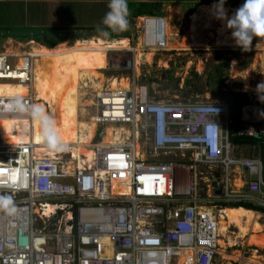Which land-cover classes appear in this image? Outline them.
<instances>
[{
    "label": "built area",
    "instance_id": "2783aa9c",
    "mask_svg": "<svg viewBox=\"0 0 264 264\" xmlns=\"http://www.w3.org/2000/svg\"><path fill=\"white\" fill-rule=\"evenodd\" d=\"M166 24L137 18L129 56L109 55L117 79L131 72L132 87L100 91L92 165L61 153L38 158L33 144L4 143L0 127V195L16 208L0 211V264H218L221 214L206 208L264 207V156H245L232 141L254 136L264 148L259 99L235 124L228 103L174 102L137 85L138 47L143 55L167 53ZM16 57L0 54V79L29 91L0 98V121L32 115L35 57L20 55V65ZM111 124L125 131L104 143Z\"/></svg>",
    "mask_w": 264,
    "mask_h": 264
},
{
    "label": "rangeland",
    "instance_id": "374dc122",
    "mask_svg": "<svg viewBox=\"0 0 264 264\" xmlns=\"http://www.w3.org/2000/svg\"><path fill=\"white\" fill-rule=\"evenodd\" d=\"M24 1L26 7H24V2L22 0H3L0 2V54L12 56L15 54H23V56L31 55V57H35L34 63L42 62L44 56L42 57V54L38 53L35 48L40 45L48 47L46 44L50 42V39H42L44 43L41 44L37 41L29 42V37L27 36L32 33L34 35H40L43 28H46V33L48 32L50 24L43 23V14L49 16V18L46 19V22H49L53 13L56 14V10L54 11L56 6L54 9H52L53 5H50V7H47V5L44 6L43 4L48 3L45 0L42 2H35V4L28 3L30 0ZM134 1L135 0H128V2ZM177 1L179 0H174L173 2L169 1L170 3L168 2L166 5L168 6L170 4V7H163V10L165 8L164 11L168 9L166 11L167 17L173 15V31L178 36L175 39L179 42H182L184 39L189 41V39L194 36V43L196 46L189 49L179 47L178 49L171 50L167 53H158L155 56H152L150 62H146L148 54L146 53V58L143 57L141 61L143 64H141V67L136 70V77L139 80L137 85L147 87L151 96L156 95V97L161 99L174 102L192 103L224 102L230 105L232 111L234 109L232 106V93H253L254 95L264 93V89L257 90V85L264 82V49L260 47V44L264 45V39H256L252 44V49L248 52H243L240 48L232 47L230 45L219 46L218 40H220V34L217 30L220 23L218 20L212 23L210 27H207L206 23L200 21L196 24L195 32L192 33L193 21L191 20V16L196 13L201 4H208L211 0H188L190 2ZM214 2L217 3L219 0ZM227 2L228 0H226L224 6H229ZM77 3L78 5L74 4L77 7L76 10L71 14V18H73L72 25L79 27L86 23L90 24L91 21H88L89 19L87 16H85L84 19V14H88L86 11H89L92 1L77 0ZM100 11H105V6L102 10H98V12ZM172 11L174 12L171 13ZM34 16L40 18L38 26L30 25ZM133 22L135 23L136 21ZM7 33L13 34L18 38H6L5 36ZM73 34L74 35H71L67 42L62 43L69 45L72 49L71 54L65 56L63 62L74 53H78L80 60L84 58L83 56L91 58L92 61H89L88 59L83 60H88L93 65L95 64L97 69L105 76L104 84L102 83V89L98 90L89 86L86 92L87 94L84 97L85 111L83 117L87 121H93V117L97 113V102L100 91H103L106 88L116 90L112 89L113 85L111 80L118 73L106 64V66L102 64L101 61L104 56H111V52L122 51L127 47L114 45L110 48L90 51L89 49H85L83 46L80 47L78 45L83 40H89L90 38H103L106 41L107 39L100 36H93L87 39L88 32L86 31L74 32ZM116 36H120V34H117ZM38 37L42 38L40 36ZM78 37H83L84 39H78ZM136 42L137 41H135V43ZM171 42L173 43L174 40H171ZM133 46L134 45L132 44L131 47ZM121 56L123 57V55ZM121 56L119 58H121ZM76 65L73 67L72 71V90L70 92V98L61 96L60 101H55V95L57 94V92L55 94V90L49 97L38 100L41 109L45 103L50 102L62 107L64 111V119L72 116L74 69ZM127 72L128 71H124L122 78L130 77V75H127ZM128 84L129 87H132L130 82H128ZM34 88L37 90L38 86H35ZM120 88L123 89V87L117 89ZM69 99H71V113L69 112L66 103ZM49 109L45 110V112L52 110L51 108ZM57 111L59 112L58 114H60L59 109H57ZM60 118L63 119L62 117ZM95 142H97V140ZM239 153H244L245 155H261L262 151L261 149H256L254 147H249V150L246 147H239ZM62 155L70 156L66 153ZM82 159H84V157H82ZM219 214L220 213L218 212V216ZM259 214L264 223V215L261 213ZM240 236L239 229L232 226L226 233L225 237H221L222 244L219 249L218 264H264V249L250 246L248 238L242 239Z\"/></svg>",
    "mask_w": 264,
    "mask_h": 264
},
{
    "label": "bare ground",
    "instance_id": "6f19581e",
    "mask_svg": "<svg viewBox=\"0 0 264 264\" xmlns=\"http://www.w3.org/2000/svg\"><path fill=\"white\" fill-rule=\"evenodd\" d=\"M214 4L216 3L200 5L196 13L191 16V20L193 21L192 33L195 32L196 24L200 21L206 23L207 27H210L212 23L216 22L217 19H215L212 14V6ZM224 7L229 16L237 9V7ZM173 12L174 11L171 13ZM172 16L173 15L169 16V20L166 24L168 42L170 40L168 43V51L178 49L179 47L187 49L195 47L194 36H192L189 41L184 39L182 42H179L175 39L178 36L173 31ZM218 21L220 23L217 30L220 34V40H218L219 46L230 45L235 47L234 41L231 39V30L226 28V22ZM256 39L258 38H255L253 42ZM171 40H174V42L172 43ZM116 41H118V43L114 42L111 44L110 41H106L103 38H90L89 40H83L78 46H83V48L89 49L90 51H98L110 48L114 45L123 47L129 45L128 39ZM143 42L142 40V43ZM260 47L264 49V45L260 44ZM35 50L41 53L44 59L42 62H35L32 68V74L34 76L32 84V89L34 90L32 115L29 118L9 116L0 121L4 143L17 146L22 144H33L35 156L38 158L45 156L57 157L59 153H66L74 159H77L79 166H85V164L92 165L95 157L93 141L97 125L95 120L87 121L83 117L85 111L84 97L87 94L86 92L89 86L101 90L105 76L97 69L95 64L93 65L88 60L80 61L74 69L73 114L70 118L61 119L58 111L54 108L49 112L43 111L38 104V100L49 97L56 90L58 81L60 80L64 58L71 54L72 49L67 44H61L54 49L40 45L35 48ZM152 53L153 52L147 54L146 62H150L152 56H154ZM15 55L17 57L12 58V62L20 65L19 62L23 59L19 54ZM125 56H128L127 53ZM106 57L107 56L103 57L101 63L109 67L110 65L107 61L108 57ZM111 57L113 56L111 55ZM143 57L144 55L140 47H138V51L135 55L136 70L140 68ZM97 64L99 65L98 62ZM111 81L113 85L112 89L117 90L119 87H123V89L129 88V81L127 78H114ZM35 86H38L37 90H35ZM28 91V87L18 82L17 79H0V98L24 97L27 95ZM122 131H125V126L111 124L103 142L116 143L120 139L119 137ZM82 157H84V159H82ZM123 191L127 192L125 190ZM115 192L118 191L116 190ZM54 210L55 208L53 206H49L46 210V214L49 215ZM205 211L213 215L218 213L215 208H206ZM220 214L221 237H225L229 229L235 226L240 231V238H248L250 246L264 249V223L262 222L260 214L243 207L223 208ZM221 244L222 240L220 239V245Z\"/></svg>",
    "mask_w": 264,
    "mask_h": 264
},
{
    "label": "trees",
    "instance_id": "16d2710c",
    "mask_svg": "<svg viewBox=\"0 0 264 264\" xmlns=\"http://www.w3.org/2000/svg\"><path fill=\"white\" fill-rule=\"evenodd\" d=\"M212 3H216V2H212ZM244 3V0H228L227 4L231 7H239ZM209 4V3H208ZM211 4V3H210ZM203 5V4H201ZM128 7L130 10L131 15L129 16L132 18H137L140 16H152V17H156L158 15H160L162 13V8L163 5L162 3H150V2H128ZM108 11V9H107ZM106 11V12H107ZM94 19V16H93ZM92 19V20H93ZM91 20V22H92ZM95 23L93 24L94 26L91 25H87L89 23H87L86 25L83 24V26H79V27H75L74 25L70 24L69 26L66 25H58V27L56 28H50L48 29V32H45V29L41 30L40 35H34L29 34L28 40L29 41H37L38 43H44V41L42 39H50V42L48 44H46L49 48L53 49L55 46H58L59 44H62L64 42H66L71 35H74V32H88V33H92L94 31H98L97 29V25H100L101 28H103L104 26L101 25V21L100 18H96L94 19ZM125 32V31H124ZM116 33H122V32H111V34L109 36H107L108 38L112 39V38H117L115 37L114 34ZM96 36H101L99 31L98 33L94 34ZM38 36L42 37L39 38ZM123 37H127V33H125L124 35H122ZM5 37H16L13 34L7 33V35ZM83 38V37H78V39ZM89 38V36H88ZM87 38V39H88ZM106 38V37H105ZM16 39V38H14ZM81 55V54H80ZM82 56V55H81ZM83 59H88L89 61H92L91 58L85 57L83 56ZM81 60L79 59V54L78 53H74L73 55H71L70 57H68L65 62L64 65L62 67V72H61V77L58 83V87L55 91V94L57 92V94L55 95V101H60L61 96L63 97H68L70 98V92L72 90V71H73V67L79 63ZM60 95V96H58ZM62 97V98H63ZM232 102H233V111H232V116L234 119L235 124H240L242 123V112L243 109L250 107L253 104V101L255 98H259V105L264 106V93H261L259 95H254L253 93H232ZM67 105H68V110L71 113V99L66 101ZM42 110L45 111L49 108H54V109H59L60 111V117H64L63 116V109L60 106H57L56 104L53 103H45L42 106ZM64 119V118H63ZM232 141L236 144V145H250V146H254V147H260L262 146V142L259 138L254 137V136H233L232 137ZM243 207L245 209L248 210H253L255 212L261 213L264 215V207H260V206H255L251 203H237V204H224V208H240Z\"/></svg>",
    "mask_w": 264,
    "mask_h": 264
},
{
    "label": "clouds",
    "instance_id": "9594fccd",
    "mask_svg": "<svg viewBox=\"0 0 264 264\" xmlns=\"http://www.w3.org/2000/svg\"><path fill=\"white\" fill-rule=\"evenodd\" d=\"M226 0H219L212 6L215 19L226 22V28L231 30V39L235 47L243 52L252 49L255 38L264 39V0H244L235 12L229 16L224 5ZM108 11L105 13L97 29L101 36L107 37L111 32H124L130 27L131 15L128 0H108ZM264 89V82L257 85V90ZM0 211L12 214L16 212L13 199L9 195H0Z\"/></svg>",
    "mask_w": 264,
    "mask_h": 264
},
{
    "label": "crops",
    "instance_id": "0c3cea01",
    "mask_svg": "<svg viewBox=\"0 0 264 264\" xmlns=\"http://www.w3.org/2000/svg\"><path fill=\"white\" fill-rule=\"evenodd\" d=\"M3 0H0V2H2ZM23 2H24V7H26V5H25V1L24 0H22ZM42 2L43 0H30V1H28V3L30 2V3H34L35 4V2ZM45 1H47L48 3H45V4H43L44 6L45 5H47V7L49 6L50 7V5H53L52 6V9H54V7H55V9H54V11L56 10V14L55 13H53V16H51V18H50V20H49V22H46V19L47 18H49V16L47 15V14H43V23H49L50 24V26H49V29L50 28H56V27H58V25H66V26H69L70 24H73V18H71V14L76 10V5H78V3H77V0H45ZM92 1V3H91V6H90V8H89V11H86L88 14H84V19H85V16H87V18L89 19L88 21H91L92 19H93V16H94V19H96V18H100V21L102 20V18L104 17V15H105V13H106V11H107V3H108V0H91ZM136 2H150V3H162V5H163V7H170L169 5L167 6L166 4L170 1V2H173L174 0H135ZM190 1H192V0H190ZM190 1H177V2H190ZM214 1H218V0H211V2H209V3H212V2H214ZM97 2V3H96ZM169 2V3H170ZM74 4H76V5H74ZM94 5V6H93ZM200 5V4H199ZM198 5V6H199ZM204 5V4H203ZM104 6H105V11H100V12H98V10H102L103 8H104ZM198 6H197V8H198ZM164 10H165V8H164ZM163 10V8H162V13L160 14V15H158V16H156V17H164V18H166V20L168 21L169 20V17H167L166 16V11L168 10H166V11H164ZM39 11H41V10H39ZM140 17H146V16H140ZM132 17H130L129 18V21H130V27H129V29L127 30V31H125V32H122V33H116V34H114L115 35V37H118V38H112V39H110V38H108V37H106L105 39H107L108 41H110V43L111 44H113L114 42H117L118 43V41H116V40H120V39H128L129 40V45L127 46V48L126 49H124V50H122V51H113V52H111V53H113L112 55L115 57V59H119V57H120V55L121 54H123V57H126V56H124V54H126L127 53V55L129 56V54H128V50L129 49H131V46H132V44L134 45L135 44V41H138V39H137V37L134 39V36H133V32H134V22L133 21H136V19L137 18H139V17H137V18H132ZM92 20V22L90 23V24H87V25H91V26H94L93 24L95 23V20ZM53 20H54V23H53ZM133 20V21H132ZM39 21H40V18L39 17H36V16H34L33 17V19H32V22H31V24L30 25H33V26H38V23H39ZM85 24V25H86ZM80 26H83V25H80ZM43 29H46V28H43ZM96 33H98V31H94V32H92V33H88L87 35L89 36V38L90 37H93V36H96V35H94V34H96ZM125 33H127V37H123L122 35H124ZM117 34H120V36H116ZM88 36L86 37V38H88ZM100 37H103V36H100ZM6 38H11V39H14V38H18V37H6ZM26 38V37H25ZM85 38V39H86ZM88 38V39H89ZM84 38H82V40H83ZM143 40V39H142ZM32 41H34V40H32ZM30 42V41H29ZM67 42V41H66ZM169 42H170V40H169ZM168 42V43H169ZM140 44H141V41H140ZM61 45V44H60ZM126 52V53H125ZM169 52V51H168ZM150 53V52H149ZM117 56H116V55ZM153 54H154V56L157 54V53H154L153 52ZM146 55V54H145ZM144 55V58H146V56ZM119 56V57H118ZM127 56V57H128ZM122 57V58H123ZM113 58V57H112ZM134 58H135V56H134ZM82 61V60H81ZM64 63V62H63ZM141 64H143V63H141ZM63 67V66H62ZM141 67V66H140ZM119 74V73H118ZM118 74H116V76H114V78L116 77L117 78V76H118ZM122 74H124V73H122ZM122 74H120L119 75V77H121V76H123ZM127 75H129V74H127ZM61 77V76H60ZM112 78V77H111ZM114 78H112V79H114ZM118 79H120V78H118ZM130 82V81H129ZM257 99H259L258 97H257ZM261 106V105H260ZM261 108H263L264 109V106H261ZM57 110V109H56ZM59 113V112H58ZM239 147H242V148H248V150H249V147L250 148H253L254 146H250V145H242V146H240L239 145ZM254 148H256L257 149V147H254ZM258 149H261V151H262V154L261 155H263L264 156V152H263V150H264V148H263V144H262V146H260V147H258ZM243 155H245L244 153H243ZM245 156H260V155H255V154H250V155H245ZM257 213V212H256ZM259 214V213H258Z\"/></svg>",
    "mask_w": 264,
    "mask_h": 264
},
{
    "label": "water",
    "instance_id": "95a60500",
    "mask_svg": "<svg viewBox=\"0 0 264 264\" xmlns=\"http://www.w3.org/2000/svg\"><path fill=\"white\" fill-rule=\"evenodd\" d=\"M127 74L131 75V72L128 71ZM219 196H223V193H222V187H220V189L218 190V193H217Z\"/></svg>",
    "mask_w": 264,
    "mask_h": 264
}]
</instances>
